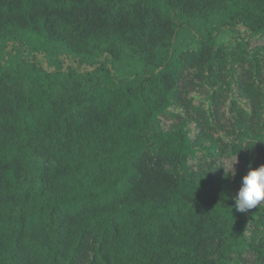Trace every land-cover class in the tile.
Instances as JSON below:
<instances>
[{"label":"trees","instance_id":"16d2710c","mask_svg":"<svg viewBox=\"0 0 264 264\" xmlns=\"http://www.w3.org/2000/svg\"><path fill=\"white\" fill-rule=\"evenodd\" d=\"M250 164L264 0H0V264H264Z\"/></svg>","mask_w":264,"mask_h":264},{"label":"clouds","instance_id":"9594fccd","mask_svg":"<svg viewBox=\"0 0 264 264\" xmlns=\"http://www.w3.org/2000/svg\"><path fill=\"white\" fill-rule=\"evenodd\" d=\"M236 162L235 159L230 163L227 170V173L233 177L236 175L234 167ZM233 199L234 207L239 212H247L264 203V164L257 168H252L251 164L249 165L248 172L242 177L241 186Z\"/></svg>","mask_w":264,"mask_h":264},{"label":"rangeland","instance_id":"374dc122","mask_svg":"<svg viewBox=\"0 0 264 264\" xmlns=\"http://www.w3.org/2000/svg\"><path fill=\"white\" fill-rule=\"evenodd\" d=\"M234 167H235V165H234Z\"/></svg>","mask_w":264,"mask_h":264}]
</instances>
